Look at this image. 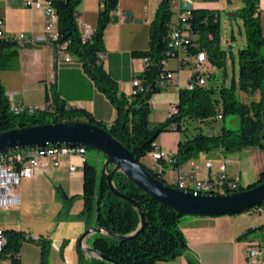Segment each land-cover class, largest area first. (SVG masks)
<instances>
[{"label":"trees","instance_id":"obj_1","mask_svg":"<svg viewBox=\"0 0 264 264\" xmlns=\"http://www.w3.org/2000/svg\"><path fill=\"white\" fill-rule=\"evenodd\" d=\"M46 1L55 9L58 18L59 39L54 43L55 46L60 50L59 46L67 44L66 51L81 63L98 90L115 107L116 119L107 125L97 121L86 110L67 106L60 100L55 88H52V97L48 98L52 99V111L45 110L32 116L15 114L2 84L1 72L19 55L21 46L15 38L0 37V133L59 122L90 123L103 128L125 145L152 176L160 179V174L148 168L143 160L155 152L159 136L171 131L173 125V131L179 132L182 137L178 152L171 161L176 169L199 154L221 151L228 155L244 149L264 150V15L261 16L259 0H242V6L231 12L242 20L245 42L237 54V82L231 81L228 87L206 86L193 90L181 88L178 113L155 126L150 123L151 97L164 91L162 83L167 81L168 73H174L165 66V62L173 59L167 56L174 16L172 0H161L157 8L151 23L149 50L134 52L139 58L149 59V64L137 77L142 82L143 91L131 96H126L120 90L118 83L104 69L101 58L105 51V30L114 17L119 0H102L97 27L92 39L87 42L82 40V31L77 21L81 0ZM183 22L188 25L185 29L194 36L198 50L206 53L210 65L215 69H224L232 55L220 45L221 24L217 12L192 7ZM193 54L195 50L187 47V55ZM237 92L251 95L258 93L259 99L245 104L237 98ZM219 115L220 121H224L226 116H234L237 122L235 129L222 126L216 135L205 134L203 129L212 128L218 122L216 117ZM82 151L86 153L85 150ZM263 181L264 173L250 187ZM114 184L119 192L134 199L144 209L146 228L137 238L128 241L95 234L92 248L120 264H157L172 262L181 257L187 248L180 229V222L185 216L151 199L122 172L115 175ZM242 190L244 189L238 187L234 192ZM84 200L85 208L79 219L85 222L88 229L102 228L119 236H128L140 225L138 211L110 191L106 178L99 176L97 167L89 161L84 164ZM259 231L264 232V224L246 230L238 239H244ZM2 233L7 243L0 253V264L6 259L19 263L21 248L24 244L32 243L31 236L15 230ZM35 244L41 247V264H48L50 242L40 237V241ZM92 263L108 264L96 259Z\"/></svg>","mask_w":264,"mask_h":264},{"label":"crops","instance_id":"obj_2","mask_svg":"<svg viewBox=\"0 0 264 264\" xmlns=\"http://www.w3.org/2000/svg\"><path fill=\"white\" fill-rule=\"evenodd\" d=\"M27 1L0 0L4 37L14 38L25 34L46 38V41L36 44L20 43L19 55L1 72V81L11 107L39 106L45 111L52 102L48 98L52 97V88H55L60 100L67 106L86 110L104 124L113 123L116 119L115 107L98 90L74 56L73 63L64 62L60 51L46 34L44 10L27 6ZM160 2L119 0L114 17L105 30L103 66L126 96H131L132 81L145 71L144 59L135 56L134 52L149 50L151 23ZM226 4L233 7L224 12L234 21L244 45L242 20L231 13L242 6V0H226ZM101 6L102 0H81L78 7L79 16L86 20L82 18L93 31L97 27ZM174 6L178 9L175 4L173 10ZM192 7L214 10L219 16L224 9L220 0H195L192 1ZM259 8L263 16L264 0H259ZM180 11L177 18L172 20V25L179 21L180 13H185L182 12L184 9ZM231 34V39L235 40L233 28ZM232 59L231 81L236 83L237 70L233 55ZM187 67H180L179 60L174 58L166 63V69L175 73L179 84L169 83L166 90L151 97L152 126L164 123L170 117L171 106L179 104L180 89L185 87L190 77V67ZM216 70L211 66L208 78ZM228 71L227 61L221 86L227 87ZM243 95L247 101L245 104L259 99L258 93ZM214 126L212 129L216 133L222 128ZM181 138V134L173 130L162 133L156 143V150L163 153L165 158L157 161L149 155L143 160L169 185H174L180 176L192 172L195 167H198L196 178L199 180L220 175V169L226 161L229 163L224 165L223 175L227 180L236 181L241 188L252 186L264 173V150L260 149H244L228 155L221 151L199 154L176 169L171 161L178 152ZM90 158L97 163L105 161L95 154ZM86 161L90 162L87 156ZM206 163L211 164L210 169H206ZM84 164L79 157L73 156L63 160L59 167L49 163L39 169L34 178L23 180L14 189L19 205L10 209L0 207V230H15L49 241L51 250L48 264H93V259L84 254L79 246V239L88 229L85 222L79 219L85 208ZM71 165L76 167L73 174L69 171ZM252 214L259 216L252 219ZM263 224L264 216L254 210L233 216L184 218L180 222V229L186 241V251L172 262L157 264H264V232H255L238 239L246 230ZM94 235L85 238V247L92 248ZM255 246L261 248V255L257 259H250L248 251ZM20 261L21 264H41V247L35 243L24 244Z\"/></svg>","mask_w":264,"mask_h":264},{"label":"water","instance_id":"obj_3","mask_svg":"<svg viewBox=\"0 0 264 264\" xmlns=\"http://www.w3.org/2000/svg\"><path fill=\"white\" fill-rule=\"evenodd\" d=\"M188 1L182 9L189 11ZM72 146L96 150L106 157L102 168L110 191L119 199L128 202L139 213L141 222L138 229L128 236H119L102 228H90L79 239L80 249L91 259L108 264H120L104 254L87 248L84 240L91 234H104L119 241L137 238L146 228L147 218L144 209L136 201L119 192L114 184L115 175L124 173L141 191L157 203L168 207L183 216L223 217L241 214L244 211L264 204V181L254 187L226 194H198L182 191L155 178L133 156L130 150L113 138L103 128L85 122H59L48 125L28 126L0 133V153L23 151L47 146ZM92 254L94 256H92Z\"/></svg>","mask_w":264,"mask_h":264},{"label":"built area","instance_id":"obj_4","mask_svg":"<svg viewBox=\"0 0 264 264\" xmlns=\"http://www.w3.org/2000/svg\"><path fill=\"white\" fill-rule=\"evenodd\" d=\"M188 1L192 4L191 0H179L178 2L172 0V5H177L179 12L185 2ZM27 6L44 10L46 14L45 29L48 39L53 43L59 39L57 28V14L52 5L46 0H28ZM184 14L181 15L179 21L171 26L168 40V57L178 59L180 65L190 67V77L187 80L184 89L193 90L196 87H206L207 79L210 74V63L208 62L207 55L203 51L198 50L197 44L194 42V36L189 33L185 28L187 24L183 22L185 17L188 16L189 11L184 10ZM181 20V25L179 22ZM78 24L82 31V40L84 42L90 41L94 34L93 29L78 15ZM2 25V19L0 18V27ZM0 37H4L2 28L0 29ZM19 43L36 44L46 41L45 37H29L25 34H20L14 37ZM187 47H192L195 50V54L187 55ZM60 54L65 63H73L72 55L66 51L67 44L59 46ZM197 51V52H196ZM102 58V55H101ZM145 68L149 64V59H144ZM166 66V62H165ZM169 83L179 84V80L176 78L175 73L167 74V81L162 83V88L167 89ZM131 95H136L142 90V82L139 78H135L132 81ZM12 108V107H11ZM46 110L52 111L50 104ZM12 111L17 114L36 115L42 112L39 106H22L20 108L13 107ZM178 113L177 105H172L170 108V116ZM216 120L220 121L221 116H217ZM213 128V127H212ZM212 128H205L204 133L208 135H216ZM172 130H175V125L172 126ZM86 153H78L77 155H67L66 153H60V151H35L27 149L23 151H12L7 153H0V180H1V194H0V207L2 209H10L19 205V199L14 194V189L18 187L23 180H29L36 176L37 171L44 166H48L51 163L54 167H59L63 160L69 159L73 156L79 157L83 163L86 161ZM154 160H163L165 155L163 153L155 152L151 155ZM229 161L224 163L228 164ZM224 165L221 167L220 175H210L207 179L199 180L196 178L198 167L186 174L180 176V178L174 183L177 189L186 192L198 193V194H226L233 193L238 187L236 181L227 180L224 174ZM206 169L211 168L210 163L205 164ZM71 174L76 172V167L71 165L69 168ZM264 216V204L252 209ZM32 243L40 241V237L31 236ZM7 240L3 236L0 230V253L3 247L6 245ZM261 255V248L258 246L252 247L248 251V257L250 259H257ZM1 264H21L14 263L11 259L2 261Z\"/></svg>","mask_w":264,"mask_h":264},{"label":"rangeland","instance_id":"obj_5","mask_svg":"<svg viewBox=\"0 0 264 264\" xmlns=\"http://www.w3.org/2000/svg\"><path fill=\"white\" fill-rule=\"evenodd\" d=\"M192 1H195V0H192ZM220 1L222 2L223 7H224V9H222L220 11V16H219L220 24H221V29H220L221 41H220V45H221L223 50H226V51L230 52L231 55H233L234 61H235V67H236V70H238L237 69L238 68L237 54H238V50L240 48H242L243 42L241 41V37H240L239 31H238V28L235 25L234 21L232 19H230V17H228V15H226L225 12H224V11H227V9H232L233 7L230 8L229 6H227L226 0H220ZM233 1L236 2V0H233ZM182 12H184V11H182ZM177 16H178V9H177L176 6H174L173 19H176ZM262 24H263V27H264V17L262 19ZM232 28H233V34H234L235 40L231 39ZM241 31H242V36L244 38L242 26H241ZM227 61H228V66H229V71H228L229 79H228L226 84H227V87H228V86H230V82H231V64H232L233 60L229 59ZM188 68L189 67H187V69ZM236 74H237V71H236ZM224 79H225V77L223 75V69H217L215 74L207 79V86L208 87H214V88L221 87V85L223 84ZM236 96L242 103H246L247 102V101H245V96L243 95V93L237 92ZM236 124H237V122H236L235 117L229 115V116L225 117L224 121L217 122L214 127L215 128H219V126L220 127L223 126V127L227 128V129H235ZM86 154H87L86 156L89 158L90 162L93 163L97 167L98 172H99V176H102V168H103V165H104L106 160L103 163L102 162L97 163V162L91 161L90 156L92 154H95V155H99V156L103 157V159H105L106 157L102 153H100V152H98L96 150H91V149L86 150ZM258 216H259L258 214H252V219H255V217H258ZM187 217H196V216H185L184 218H187Z\"/></svg>","mask_w":264,"mask_h":264},{"label":"bare ground","instance_id":"obj_6","mask_svg":"<svg viewBox=\"0 0 264 264\" xmlns=\"http://www.w3.org/2000/svg\"><path fill=\"white\" fill-rule=\"evenodd\" d=\"M47 147L35 148L32 150L43 151L42 149H45V151H48V150L60 151V153H66L67 155H77L78 153H83L82 149L84 150V148L82 147H72V146H65V145L64 146H47Z\"/></svg>","mask_w":264,"mask_h":264}]
</instances>
